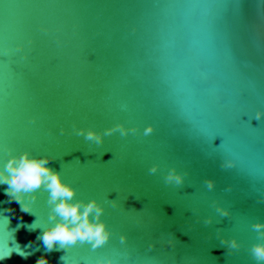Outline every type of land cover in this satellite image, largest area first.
Instances as JSON below:
<instances>
[{"label": "water", "instance_id": "water-1", "mask_svg": "<svg viewBox=\"0 0 264 264\" xmlns=\"http://www.w3.org/2000/svg\"><path fill=\"white\" fill-rule=\"evenodd\" d=\"M257 113L264 0H0V173L25 152L54 158L70 203L96 200L89 220L111 232L96 249H48L63 219L49 191L17 202L0 184V264H264L251 253L264 244ZM117 125L127 134L104 135ZM173 168L183 184L166 183Z\"/></svg>", "mask_w": 264, "mask_h": 264}, {"label": "clouds", "instance_id": "clouds-1", "mask_svg": "<svg viewBox=\"0 0 264 264\" xmlns=\"http://www.w3.org/2000/svg\"><path fill=\"white\" fill-rule=\"evenodd\" d=\"M264 114L257 113V119H260ZM122 131V134H127L123 130L122 125H117L116 128L108 129L104 135H111L115 131ZM152 127H148L145 130V135L153 132ZM63 131V130H62ZM134 131V130H133ZM79 135H83V130H80ZM86 139L95 141L98 145L103 144V137L94 131H88ZM54 158H40L29 159V154L25 152L21 157H13L5 166V172L8 174L0 173L2 179L0 184H7L10 191L13 193L17 202H22L24 197L22 193L34 192L41 186H45L49 191V203L55 205L53 208L54 213L62 217V222L58 223L55 227L47 229L42 239L47 245L48 249H53L54 246L59 243L61 246L75 245L77 242H88L92 245L93 249L99 248L106 244L111 236V232L107 229L104 222H90L89 216L94 211L96 213V220L99 221L100 215L104 209L97 203L96 200L91 201L81 211L80 203H70L75 195V189L70 185L65 184L62 181L61 175L55 172L53 169L47 167ZM227 167H233V163L229 162ZM158 170V166H154L150 169L151 173H155ZM185 174H178L173 168L166 177V183H173L181 185L184 182ZM209 189L214 187L213 181H206ZM35 200V196L31 197ZM115 205V200L112 201ZM264 202V201H261ZM25 207H30L25 205ZM136 211L135 209H132ZM222 211V210H221ZM137 212V211H136ZM224 216H228L227 211H223ZM211 223V220L206 221ZM253 228L259 233L261 238H264V224H255ZM121 242H126L127 237L121 236ZM178 242L174 240L168 241L169 247H174V243ZM222 244H228L230 249H239L240 244L237 240L233 239L230 243L228 241H221ZM150 249L155 245H150ZM253 258L257 262H264V244L254 245L251 249ZM36 264H49L48 260L41 257L36 261ZM108 264H112L109 260Z\"/></svg>", "mask_w": 264, "mask_h": 264}]
</instances>
